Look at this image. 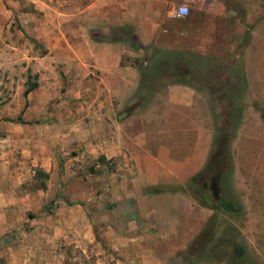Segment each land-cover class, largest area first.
Here are the masks:
<instances>
[{
	"label": "rangeland",
	"instance_id": "obj_1",
	"mask_svg": "<svg viewBox=\"0 0 264 264\" xmlns=\"http://www.w3.org/2000/svg\"><path fill=\"white\" fill-rule=\"evenodd\" d=\"M219 1L224 16L204 17L191 26L199 35L184 41V55L208 66L193 68V79L167 66L151 71L153 47L141 44V34L122 43L145 48L129 110L188 80L207 97L210 118L201 123L211 132L196 185L189 178L158 187L185 199L181 231L168 237L149 225L145 246L126 247L120 239L142 236L141 227L131 206L107 192L128 176L96 162L101 156L86 158L74 141L88 124L87 94L99 96L98 70L86 74L78 63L81 47L78 60L68 55L67 45L80 42L82 0H0V264H264V0ZM31 83L36 88L23 96ZM169 140L178 143L179 133ZM220 200L237 211L212 209Z\"/></svg>",
	"mask_w": 264,
	"mask_h": 264
},
{
	"label": "crops",
	"instance_id": "obj_2",
	"mask_svg": "<svg viewBox=\"0 0 264 264\" xmlns=\"http://www.w3.org/2000/svg\"><path fill=\"white\" fill-rule=\"evenodd\" d=\"M107 1L82 0V32L77 38L80 42L71 47L67 45L68 55L72 53L71 59L77 60L76 50L81 47L78 63L85 66V73H91L90 68L99 73L95 85L99 96L87 94L88 124L74 141L82 145V155L86 158L101 156L110 166L122 171L123 176H128L107 193L123 207L130 205L128 215L135 217L141 227L136 232L142 236L124 234L119 239L126 247L145 246L147 242L142 237L149 225L168 237L179 230L185 199L169 191L146 195L144 190L183 184L201 169L211 140L210 129L202 125L201 119L204 115L207 123L210 117L202 108L207 97L193 86L180 83L166 85L161 96L144 101L139 112L129 110L127 102L138 87L145 48L127 50L122 43L141 34L142 45L161 51L190 53L185 51L184 41H192L196 33L199 35V29L191 26L199 25L207 16H224V4L219 0ZM177 8L186 9V14L176 17ZM125 33L129 36L127 39ZM129 58L133 60L122 64V60L127 62ZM135 60L143 61L137 64ZM246 62L244 59V71ZM157 99L161 101L159 113L154 112ZM178 133V143L169 140L171 134ZM187 134L192 136L191 141L187 140ZM185 141L187 148L182 152ZM158 247L159 244H154L153 248Z\"/></svg>",
	"mask_w": 264,
	"mask_h": 264
},
{
	"label": "trees",
	"instance_id": "obj_3",
	"mask_svg": "<svg viewBox=\"0 0 264 264\" xmlns=\"http://www.w3.org/2000/svg\"><path fill=\"white\" fill-rule=\"evenodd\" d=\"M194 59L195 60H193L192 57H187L186 55H184L182 53L180 54L178 52H173V51H164L163 52L161 50H157L155 48H152L150 62H151V65L153 64V68H151L150 70L154 71V72H160L165 66H167L170 68V71L173 73V76L185 77L188 75L190 78L193 79L194 77L191 75L193 68H198V69H201L203 71L204 68L207 66V62H204V59H201V58L200 59L194 58ZM137 61L135 63L139 64L143 60L142 61L139 60L138 62ZM150 74H151V72H150ZM175 83L189 85L188 80L187 81L177 80V82H175ZM35 88H36L35 83L28 84L27 88L23 92V96H26L27 93L34 90ZM229 107H232V109H237V108H235V106H232V105H230ZM237 119H238V117H237ZM237 119L234 120L233 123H236ZM18 122L22 123L20 120H18ZM102 161H103L102 157H99L96 160V162H98V163L102 162ZM206 166H207V163L200 170V172L196 173L195 175H193L190 178V180H189L190 184H192L194 186L196 185L198 178H200L202 176V174L204 173V171L206 169ZM210 185L212 188L214 186V183H211ZM153 188L150 189V191L144 190L143 193L144 194H159V193L163 192L158 187H153ZM198 204L202 207H205V205H206L204 200H203V202L198 200ZM212 209L226 211V212H236L237 211V208L230 201H227V200L218 201L216 203V205L214 207H212ZM234 253L236 255H240L241 250L235 248Z\"/></svg>",
	"mask_w": 264,
	"mask_h": 264
},
{
	"label": "built area",
	"instance_id": "obj_4",
	"mask_svg": "<svg viewBox=\"0 0 264 264\" xmlns=\"http://www.w3.org/2000/svg\"><path fill=\"white\" fill-rule=\"evenodd\" d=\"M184 8H177L176 10V17H181L184 16L186 14L185 11H183Z\"/></svg>",
	"mask_w": 264,
	"mask_h": 264
},
{
	"label": "clouds",
	"instance_id": "obj_5",
	"mask_svg": "<svg viewBox=\"0 0 264 264\" xmlns=\"http://www.w3.org/2000/svg\"><path fill=\"white\" fill-rule=\"evenodd\" d=\"M183 11H185V12H186L187 10H186V9H183Z\"/></svg>",
	"mask_w": 264,
	"mask_h": 264
}]
</instances>
